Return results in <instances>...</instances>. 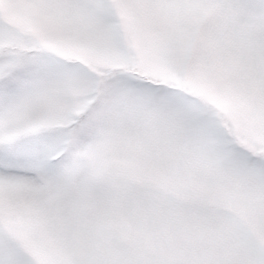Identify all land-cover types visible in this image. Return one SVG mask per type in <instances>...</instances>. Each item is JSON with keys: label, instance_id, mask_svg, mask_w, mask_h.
Masks as SVG:
<instances>
[{"label": "snow or ice", "instance_id": "1", "mask_svg": "<svg viewBox=\"0 0 264 264\" xmlns=\"http://www.w3.org/2000/svg\"><path fill=\"white\" fill-rule=\"evenodd\" d=\"M220 6L264 23V0ZM197 7L209 4L0 0V264H264V147L190 94L197 66L207 76L243 50L242 29ZM254 79L264 88V71ZM109 140L125 152L86 159ZM150 176L225 191L237 213L214 230L180 202L149 209ZM143 218L172 243L130 240L122 225Z\"/></svg>", "mask_w": 264, "mask_h": 264}, {"label": "rangeland", "instance_id": "2", "mask_svg": "<svg viewBox=\"0 0 264 264\" xmlns=\"http://www.w3.org/2000/svg\"><path fill=\"white\" fill-rule=\"evenodd\" d=\"M209 7H197L189 15L196 19L202 18L210 27L233 20L242 30L239 39L243 50L236 46V53H229L228 67H218L205 76L197 66L196 80L190 90L194 100L207 97L210 104L218 109V116L223 119L225 131L235 140L248 147L261 145L264 147V88L258 87L254 79L256 69L264 71V23H246L231 8L220 5L228 0H205ZM16 23L27 27L29 20L26 15L16 17ZM112 133H109L111 136ZM125 149L117 142L109 140L100 145L99 149L86 157L89 161L104 163V154ZM129 162L125 158H113L114 169L127 168ZM17 193H11L15 200ZM145 206L149 209L161 205L175 207V202L183 203L186 210L198 209L197 215L207 222L214 230L222 229L224 216L235 215L237 208L231 202V196L220 189L205 188L191 195L186 194V186L161 176H150L146 179L143 189ZM122 229L128 238L137 244L172 243L170 237L161 234L159 220L149 222L143 218L139 222H125Z\"/></svg>", "mask_w": 264, "mask_h": 264}]
</instances>
